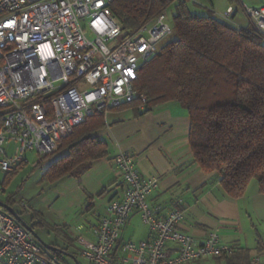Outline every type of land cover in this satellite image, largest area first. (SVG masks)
<instances>
[{"label": "built area", "instance_id": "built-area-1", "mask_svg": "<svg viewBox=\"0 0 264 264\" xmlns=\"http://www.w3.org/2000/svg\"><path fill=\"white\" fill-rule=\"evenodd\" d=\"M113 1L0 0V169L6 174H16L22 166L38 168L40 160L55 154L95 111L108 113L136 101L144 108L147 99L135 83L140 69L173 35L172 24L163 14L123 39ZM246 10L254 34L264 42V6ZM233 13V8L227 9L221 20L230 21ZM115 164L123 192L107 205L94 232L96 241L77 240L90 264H218L216 259L236 252L222 243L218 232H209L200 243L180 230L184 211L160 217L149 204L159 180L144 178L131 153L120 150ZM135 212L141 214L151 238L126 243L114 258ZM0 264L61 263L0 209ZM251 264H261L260 258Z\"/></svg>", "mask_w": 264, "mask_h": 264}, {"label": "trees", "instance_id": "trees-1", "mask_svg": "<svg viewBox=\"0 0 264 264\" xmlns=\"http://www.w3.org/2000/svg\"><path fill=\"white\" fill-rule=\"evenodd\" d=\"M189 1L199 5L196 0L113 1L111 9L123 39L167 15L175 5L172 28L177 37L140 69L135 83L137 92L147 99L143 113L179 103L190 118L194 164L207 175L217 174L224 193L233 200L242 199L253 181L264 194V42L254 34L255 28L236 29L212 9L206 8V15L192 14ZM226 1L230 6L239 3ZM141 105L136 101L112 111L137 112ZM106 114L95 111L58 152L40 160L38 168L49 163L40 183L56 185L79 177L108 156L107 144L94 137L106 128ZM14 198L4 202L14 208ZM37 218L41 222L36 226L44 227L41 214L33 220ZM55 255L63 264L62 255ZM251 261L250 250L216 259L218 264Z\"/></svg>", "mask_w": 264, "mask_h": 264}, {"label": "crops", "instance_id": "crops-1", "mask_svg": "<svg viewBox=\"0 0 264 264\" xmlns=\"http://www.w3.org/2000/svg\"><path fill=\"white\" fill-rule=\"evenodd\" d=\"M196 1L202 6L216 0ZM262 6L264 0H239L236 5H228L227 9L233 8L234 13L226 23L236 29L255 28L246 8ZM143 112V109L108 112L106 128L94 135L107 144L108 156L79 177L64 179L56 185L41 183L47 185L39 202L46 210L42 211L45 225L41 228L59 234L49 246L64 254L49 251L54 255L60 253L62 260L73 259L72 254L82 257L79 238L96 241L94 232L106 215L107 205L123 192V179L117 172L115 159L120 150H125L133 155L144 178L159 180L149 204L160 217L174 210L184 211L186 220L180 230L200 243L209 232H218L223 244L235 250H250L251 259L260 258L263 264L262 255L256 253L264 235V194L260 193L258 183L253 181L242 199L227 197L220 177L215 173L207 175L194 164L187 111L179 103H171L147 114ZM39 222L38 218L33 220L35 225ZM150 238L141 214L135 212L122 231L113 257L121 255L126 243L138 244ZM173 248L170 244L169 252L173 253Z\"/></svg>", "mask_w": 264, "mask_h": 264}, {"label": "rangeland", "instance_id": "rangeland-1", "mask_svg": "<svg viewBox=\"0 0 264 264\" xmlns=\"http://www.w3.org/2000/svg\"><path fill=\"white\" fill-rule=\"evenodd\" d=\"M202 2L205 3L204 0ZM228 5L229 4L226 0H216L214 3H207L202 6H199L192 1L188 2V6L192 14L206 15L208 13V10L206 8H209L215 12L216 16L219 19H222L221 14H224L226 12ZM174 15H175V5H173L167 12V16L171 24H172V17ZM176 37L177 35L174 31L173 35L169 37L162 44L161 48L168 42H171ZM59 150L60 148L58 149V151ZM58 157L59 156H57V159ZM46 165L48 166L49 163H47ZM46 165L43 167H39L38 169H31L30 166H27L21 169L16 174H6L0 169V188L4 189V192H0V201L4 202L8 197L15 195V198H14L15 203H16L14 206L15 211L22 217V219L29 226H31L34 229L35 233L45 244L53 245L55 238L58 237L59 234L54 233L53 231L48 230V229H42L41 227H37L33 223V218L36 216V214H41L42 216V211L46 212V210L42 206L39 205V202H41V196L43 193V189L46 190V186H47V185L46 186L43 185L46 183H43L42 185L41 183H39L43 172L47 169ZM22 203H25L27 207L23 208ZM261 237H262L260 241L261 249L257 250L256 253L258 255H262L263 264H264V235H262ZM72 256H74L73 259L64 257L62 260V263L63 264H90L87 260H85L79 254L78 255L72 254Z\"/></svg>", "mask_w": 264, "mask_h": 264}, {"label": "water", "instance_id": "water-1", "mask_svg": "<svg viewBox=\"0 0 264 264\" xmlns=\"http://www.w3.org/2000/svg\"><path fill=\"white\" fill-rule=\"evenodd\" d=\"M0 209L3 211H6L8 214H10L18 223H20L23 227H25L29 232L33 233V235L37 238V240L42 243L48 250H52L55 252H60L63 253L61 250L56 249L52 246H49L47 244H45L39 237L38 235L35 233V231L33 230V228L31 226H29L23 219L22 217L15 211V209L11 206H9L8 204H6L3 201H0ZM64 254V253H63ZM66 255V254H65Z\"/></svg>", "mask_w": 264, "mask_h": 264}]
</instances>
